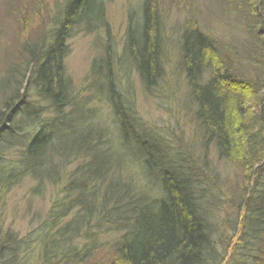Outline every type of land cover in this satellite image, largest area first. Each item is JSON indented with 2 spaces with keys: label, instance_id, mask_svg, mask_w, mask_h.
I'll return each mask as SVG.
<instances>
[{
  "label": "trees",
  "instance_id": "16d2710c",
  "mask_svg": "<svg viewBox=\"0 0 264 264\" xmlns=\"http://www.w3.org/2000/svg\"><path fill=\"white\" fill-rule=\"evenodd\" d=\"M108 1L0 0V22L34 17L27 38L0 41V128L29 123L19 138L0 133L23 148L0 165V188L27 179L32 197L50 191L29 239L0 229V264H264V0H139L118 39ZM75 35L94 49L77 82ZM174 73L202 132L195 159L138 111L133 77L152 97Z\"/></svg>",
  "mask_w": 264,
  "mask_h": 264
},
{
  "label": "rangeland",
  "instance_id": "374dc122",
  "mask_svg": "<svg viewBox=\"0 0 264 264\" xmlns=\"http://www.w3.org/2000/svg\"><path fill=\"white\" fill-rule=\"evenodd\" d=\"M54 1L56 0H45L44 3L53 8ZM132 1L133 0H109L107 3V21L111 27L112 33L114 34V36H116V39H118L123 34V30L125 27L124 15L127 6L132 3L135 4V7H133V5L131 4L132 7L137 11L139 10L138 6L140 4V1ZM206 2H209V0H192V5L195 8L196 3L198 9L202 10L204 9V4ZM20 7L21 6L17 4L16 8L19 9ZM31 10L33 9H28V14L27 10L21 12L19 18H16L19 20H15L13 18H9V21L8 19H2L4 21L0 22V28H4L5 38L3 39V34L0 33V41H3V44H10L9 34L11 36L14 30L18 31L17 40L27 38L29 34L28 23L34 18L31 17ZM170 11L172 13L171 18L175 19L186 14L185 11H183L182 14H179V12L175 10V8H172ZM28 18L29 22L26 21L28 20ZM207 29L210 33H213V35H221L224 40H226L225 36L229 37L231 34L232 36H237V33H235V31H225L222 28L214 30V27L209 25V23L207 24ZM232 36L230 37L231 39ZM167 47L171 55L169 63L171 67H175L174 65L176 64L177 60L175 59L176 52L174 51V45L171 44ZM93 55L94 49L90 37L75 35L72 39H70V51L66 58V66L67 71L74 82H77L81 75L86 72ZM5 66L6 61L1 60L0 51L1 74L3 72L2 68H4ZM170 69L171 68L168 67V70ZM180 79L177 77L176 73L172 74L169 83L170 87H167V90H156L154 95L151 97L148 94L139 93L141 90L133 77L134 86L138 92L136 101L138 111L148 125L150 124L151 126L153 124V128L158 133H160L161 135H166L164 137H168L173 141L181 143V148L183 149V151L188 153L195 159L197 155L193 148L200 144L202 132L194 119V109H191L189 105L187 106L188 100L186 98V89L183 85L181 75ZM1 126L2 127L0 128V133L4 136V138H6L5 140L14 139L15 137L19 138L20 136L18 135H20V133L29 131V123H25L22 128L19 129L12 128L13 130H15V132H12L9 128H7L8 124L6 121L3 122ZM4 138L0 137V141L4 145V148L0 147V154L2 156L0 165H4L2 169L3 174L5 172V169H7V165L12 166V164L16 163V159L23 149L22 146H20V142L17 141L14 144H9L4 140ZM211 160L212 164L216 167L217 175H228L231 177L234 174L235 168L230 162H226L225 160H218L215 156H213V154ZM33 185L34 183H29V180L24 179L21 180V182H16L15 184L11 185L8 184L7 187L2 189L0 188V229L3 232L9 230L18 238L25 237L29 239V230H33V227H29V214H31V212H35V210L36 212H38V215L39 212H43L47 208V204L44 202H46V199L48 198V195L50 193L49 187L46 186L44 194L34 198L30 193V188ZM41 200L43 202H41ZM220 212L221 210H219V213ZM27 264H29V258L27 259Z\"/></svg>",
  "mask_w": 264,
  "mask_h": 264
}]
</instances>
